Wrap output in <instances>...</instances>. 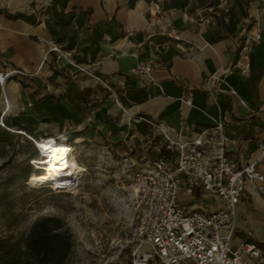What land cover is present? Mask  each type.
Instances as JSON below:
<instances>
[{
	"label": "crops",
	"instance_id": "0c3cea01",
	"mask_svg": "<svg viewBox=\"0 0 264 264\" xmlns=\"http://www.w3.org/2000/svg\"><path fill=\"white\" fill-rule=\"evenodd\" d=\"M152 1L0 0L10 11L32 13L37 19L31 23L0 13V70L26 72L9 75L0 85L3 118L36 136L66 137L72 132V144L76 138L106 137L126 125L132 135H145L156 121L188 137L196 126L222 118L231 155H258L257 144L264 140V0H230L221 22L214 17L203 24L187 19L184 12L209 0H159L158 8ZM46 8L48 12H41ZM51 16L69 20L70 31L62 42L46 26ZM167 20L180 38L167 35ZM254 33L259 39L244 43ZM53 42L66 50L65 58L50 49ZM150 57L157 61L152 79L130 72L138 60ZM66 69L71 78L60 93L58 82ZM213 73L219 78L211 82ZM23 76L27 84L18 80ZM47 92L53 96H43ZM258 167L264 175V158ZM262 185H247L241 196L231 242L255 241L264 255V180ZM181 194L191 208L207 211L222 201L198 191Z\"/></svg>",
	"mask_w": 264,
	"mask_h": 264
},
{
	"label": "built area",
	"instance_id": "2783aa9c",
	"mask_svg": "<svg viewBox=\"0 0 264 264\" xmlns=\"http://www.w3.org/2000/svg\"><path fill=\"white\" fill-rule=\"evenodd\" d=\"M229 1L209 0L205 6L193 12L185 11L184 15L200 24L210 23L216 15L224 17L223 10ZM152 5L160 7L159 0H153ZM165 26L168 36L180 38V32L168 20ZM259 37V33L246 36L244 43ZM50 49L58 56L64 53L55 42ZM156 63L152 57L138 60L130 72L152 79ZM228 71L229 68H226L222 74ZM12 74L25 75L26 72L12 67L0 70L1 87ZM97 78L110 88L101 76L97 75ZM218 78L219 73H213L209 81L214 82ZM227 90L236 94L233 87ZM187 100L190 101V98ZM238 101L245 104L240 97ZM0 125L12 130L5 124L2 114ZM153 125L163 141L162 146L172 151L173 156L167 160L157 153L132 170L129 186L138 216L139 241L131 251L129 264H262L264 255L255 241L241 239L233 244L231 238L235 230L237 204L247 185L263 188L264 175L258 162L264 158V140L257 144L258 155L242 154L235 158L230 153L222 118L211 125L198 126L188 137L173 131L162 121ZM17 131L34 142L39 157H47L39 142L43 138L69 143V154L73 153V144L65 137L36 136L23 129ZM33 160L38 159L30 158V161ZM182 191L217 195L222 201L218 208L211 211L191 208L179 198Z\"/></svg>",
	"mask_w": 264,
	"mask_h": 264
},
{
	"label": "rangeland",
	"instance_id": "374dc122",
	"mask_svg": "<svg viewBox=\"0 0 264 264\" xmlns=\"http://www.w3.org/2000/svg\"><path fill=\"white\" fill-rule=\"evenodd\" d=\"M61 49L64 50L61 57L65 58L66 50ZM67 71L58 82L60 93L61 87L71 78V72ZM114 102L121 106L116 98ZM12 130L17 131V128L12 127ZM132 132L126 125L109 132L106 137L74 139V156L69 155L76 157L83 169L68 180L44 181V156L33 157L44 165L31 161L32 167L39 169L32 170L31 175H37L25 179L22 189L16 185L12 187L11 199H16L13 210L19 211L16 224L7 226L11 223L9 211L0 204V233H21L36 216L55 214L63 217L73 231L74 249L69 264H128L131 251L139 241L138 216L129 186L132 170L146 159L154 158L163 145L154 129L145 135H132ZM71 134L66 133V140ZM10 154L9 163H3ZM7 155L0 156V177L18 173V163L25 157L23 153H12L11 149H7ZM21 191H26L23 205L18 204ZM181 196L185 197L181 194L179 198Z\"/></svg>",
	"mask_w": 264,
	"mask_h": 264
},
{
	"label": "trees",
	"instance_id": "16d2710c",
	"mask_svg": "<svg viewBox=\"0 0 264 264\" xmlns=\"http://www.w3.org/2000/svg\"><path fill=\"white\" fill-rule=\"evenodd\" d=\"M48 11L49 10L46 8L41 12ZM0 13L5 14L9 18H22L31 23L37 21L35 15L32 13L10 11L7 7L2 5H0ZM215 17L219 22L222 21L221 16L216 15ZM45 23L49 32L57 42H62L70 31V29L67 28L69 20L51 16L45 20ZM58 72L59 71L55 68L54 73L56 74ZM98 75L101 76L100 74ZM24 76L18 80L22 84H27L24 80ZM43 96L52 97L53 94L47 92ZM57 98L58 97L55 99ZM4 122L11 128L23 129L27 133L35 135L32 133L31 129L22 124L12 123L5 119ZM197 127L198 126H196V128ZM7 149H11L12 153L25 154L23 160L18 163V173L13 172L0 177V204H3V207L8 209L9 213H7V215H9L11 223L8 222L7 226H12V224H16L19 221V219L16 220L19 216V211L15 212L13 210L14 201L16 202V199H11V194L14 192L12 187L16 185L22 189L25 187L23 184L25 179L27 181L30 176L37 175V173L31 175L32 170L39 169L32 167L30 158L39 156V153L34 142L26 135L0 125V156L7 155ZM158 155L169 160L172 158L173 153L165 146H161ZM11 158V154L7 155V159L3 161V163H9ZM37 183L42 184L40 182ZM25 194L26 191H21V195L18 197L19 205L24 204ZM73 249V231L63 217L55 214L36 216L29 227L21 233H0V264H69Z\"/></svg>",
	"mask_w": 264,
	"mask_h": 264
},
{
	"label": "bare ground",
	"instance_id": "6f19581e",
	"mask_svg": "<svg viewBox=\"0 0 264 264\" xmlns=\"http://www.w3.org/2000/svg\"><path fill=\"white\" fill-rule=\"evenodd\" d=\"M39 142L46 150L47 156L43 161L46 164V170L42 176L44 181L56 183L60 180H68L83 169L77 159L69 155L71 148L69 143L64 144L53 138L42 139Z\"/></svg>",
	"mask_w": 264,
	"mask_h": 264
}]
</instances>
